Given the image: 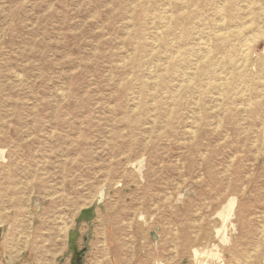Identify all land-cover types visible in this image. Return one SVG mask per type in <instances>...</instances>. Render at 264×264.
Returning a JSON list of instances; mask_svg holds the SVG:
<instances>
[{
    "label": "rangeland",
    "instance_id": "1",
    "mask_svg": "<svg viewBox=\"0 0 264 264\" xmlns=\"http://www.w3.org/2000/svg\"><path fill=\"white\" fill-rule=\"evenodd\" d=\"M263 3L0 0V254L264 264Z\"/></svg>",
    "mask_w": 264,
    "mask_h": 264
},
{
    "label": "crops",
    "instance_id": "2",
    "mask_svg": "<svg viewBox=\"0 0 264 264\" xmlns=\"http://www.w3.org/2000/svg\"><path fill=\"white\" fill-rule=\"evenodd\" d=\"M98 243H101L98 242ZM101 247V245H100ZM1 254H0V264H38L34 263V259L32 260V256L28 254L26 256V250H17L16 243L12 244V246H1ZM24 251V252H23ZM92 252L88 254L85 252L83 255L82 263L81 264H91L92 259L96 260V264H110L108 260H105L103 257V246L101 249L97 248L95 251V256L88 258ZM114 259V258H113ZM36 262H39L38 260ZM118 263V258H117ZM43 264H56V257L49 255L47 260L43 262ZM59 264H80V262H76L75 258L69 255L67 258H61ZM119 264V263H118Z\"/></svg>",
    "mask_w": 264,
    "mask_h": 264
},
{
    "label": "bare ground",
    "instance_id": "3",
    "mask_svg": "<svg viewBox=\"0 0 264 264\" xmlns=\"http://www.w3.org/2000/svg\"><path fill=\"white\" fill-rule=\"evenodd\" d=\"M226 2H227V1H226ZM221 4H222V3H221ZM221 4H220V5H221ZM224 4H225V3H224ZM261 4H262V3H261ZM263 4H264V3H263ZM217 5H218V4H217ZM262 8H263V7H262ZM218 9H221V8H218ZM263 10H264V9H263ZM217 11H218V10H217ZM263 12H264V11H262V13H263ZM249 16H250V15H248V17H249ZM221 17H223V16H220L219 20L221 19ZM241 17H242V16H241ZM245 17H246V16H245ZM259 18H260V17H259ZM241 19H242V18H241ZM243 19H244V18H243ZM251 20L253 21V19H251ZM223 21H224V20H223ZM220 22H221V21H220ZM247 22H249V21H247ZM217 23H218V22H217ZM245 23H246V22H245ZM249 23H250V22H249ZM249 23H248V24H249ZM241 24H243V23H241ZM235 25H236V24H235ZM237 25H239V24H237ZM249 25H250V24H249ZM238 27H239V26H238ZM257 27H258V26H257ZM225 28H226V27H225ZM239 28H240V27H239ZM241 28H242V27H241ZM241 28H240V29H241ZM246 28H248V27H246ZM259 28H260V27H259ZM243 29H244V28H243ZM243 29H242V30H243ZM227 30H228V28H227ZM236 30H237V29H236ZM244 30H245V29H244ZM259 30H260V29H259ZM233 31H234V30H233ZM257 31H258V30H257ZM207 32H208V31H207ZM239 32H240V31H239ZM237 33H238V32H237ZM262 33H263V32H262ZM221 34H222V33H221ZM225 34H226V33H225ZM231 34H232V32H231ZM239 34H240V33H239ZM242 34H243V33H242ZM254 34H255V33H254ZM257 34H258V33H257ZM259 34H260V33H259ZM234 35H235V34H234ZM245 36H246V35H245ZM246 37H247V36H246ZM248 37H249V34H248ZM254 37H255V36H254ZM254 37H252V38H254ZM244 39H245V37H244ZM248 39H249V38H248ZM201 40H202V39H201ZM245 40H246V39H245ZM252 40H254V39H252ZM205 41H206V40H205ZM235 41H236V39H235ZM250 41H251V40H250ZM250 41H249V42H250ZM208 42H210V39H209ZM244 42H245V41H244ZM247 42H248V41H247ZM251 42H252V41H251ZM206 43H207V42H206ZM242 44H243V43H242ZM245 44H246V43H245ZM249 44H250V43H248V45H249ZM251 44H252V43H251ZM208 45H209V44H208ZM243 45H244V44H243ZM243 45H242V46H243ZM203 46H204V43H203ZM210 46H211V45H210ZM244 46H246V45H244ZM244 46H243V47H244ZM246 48H247V47H246ZM206 49H207V47H206ZM241 49H243V51L245 50L244 48H241ZM250 49H251V48H249L248 50H250ZM207 50H209V49H207ZM219 50H220V49H219ZM248 50L246 49V51H248ZM210 51H211V50H210ZM240 51H241V50H240ZM206 52H207V51H206ZM206 52H205V54H206ZM244 53H245V51H244ZM208 54H209V53H208ZM248 54H249V52H248ZM206 56H207V55H206ZM206 56H205V57H206ZM240 56H241V55H240ZM240 56H239V57H240ZM207 57H208V56H207ZM241 57H242V56H241ZM241 57H240V58H241ZM240 58H239V59H240ZM222 59H224V58H222ZM239 59H237V60H239ZM244 59H246V57H245ZM206 60H207V58H206ZM241 60H242V59H241ZM243 61H244V60H243ZM220 62H221V60H220ZM222 62H225V61L223 60ZM236 62H237V61H236ZM240 62H242V61H240ZM245 62H246V61H245ZM243 63H244V62H243ZM217 64H218V63H217ZM235 65H236V64H235ZM245 65H246V64H244V66H245ZM239 69H240V68H239ZM220 73H221V72H220ZM218 76H220V75H218ZM223 76H224V75H223ZM220 78H221V76H220ZM223 78H224V77H223ZM225 78H226V77H225ZM225 80H226V79H225ZM225 80H224V81H225ZM221 81H222V80H221ZM224 81H223V82H224ZM222 87H223V86H222ZM227 202H228V201H227ZM233 204H234V200H233V199H230V201L228 202V205H227L228 208H229L228 211H230V213H231V210H232V206H233ZM226 210H227V208H226ZM222 213H223V212H222ZM219 214H221V213H218V215H219ZM225 214H226V212H225ZM220 216H221V215H220ZM224 217H225V216H224ZM224 217H223V218H224ZM228 219H229V218H228ZM221 222H222V221H221ZM226 222H227V221H226ZM222 223H223V222H222ZM223 224H224V223H223ZM224 227H225V226H224ZM218 230H219V229H218ZM225 230H226V229H225ZM220 231H221V230H220ZM218 232H219V231H218ZM224 233H225V232H224ZM220 238H221V236H220ZM224 240H225V239H224ZM195 251H197V250H195ZM208 254H211V253H208ZM205 255H206V254H205ZM211 255H212V254H211ZM216 255H217V254H216ZM203 256H204V254H203ZM208 256H209V255H208ZM211 258H212V257H211ZM214 258H215V257H214ZM195 259H196V257H195Z\"/></svg>",
    "mask_w": 264,
    "mask_h": 264
},
{
    "label": "water",
    "instance_id": "4",
    "mask_svg": "<svg viewBox=\"0 0 264 264\" xmlns=\"http://www.w3.org/2000/svg\"><path fill=\"white\" fill-rule=\"evenodd\" d=\"M90 212H91V210H90ZM90 212H89V210H87V211H83V212H82V217H83V216H87V214L89 215ZM73 252H76V253H77V251H76L75 249L73 250ZM78 253H79V252H78ZM80 253H81V252H80ZM73 255H74V257L77 258V256H76L75 253H73Z\"/></svg>",
    "mask_w": 264,
    "mask_h": 264
}]
</instances>
